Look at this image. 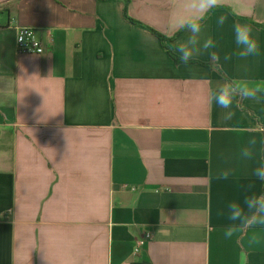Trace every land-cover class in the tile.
<instances>
[{
	"label": "crops",
	"instance_id": "obj_1",
	"mask_svg": "<svg viewBox=\"0 0 264 264\" xmlns=\"http://www.w3.org/2000/svg\"><path fill=\"white\" fill-rule=\"evenodd\" d=\"M195 15L190 0H0V264H264V226L224 234L228 205L264 194V0H219L178 63L156 32L179 56ZM235 23L258 55H235ZM18 27L44 51L20 52ZM237 83L261 91L221 109Z\"/></svg>",
	"mask_w": 264,
	"mask_h": 264
},
{
	"label": "clouds",
	"instance_id": "obj_2",
	"mask_svg": "<svg viewBox=\"0 0 264 264\" xmlns=\"http://www.w3.org/2000/svg\"><path fill=\"white\" fill-rule=\"evenodd\" d=\"M219 6V0H190V7L196 13L194 17L180 18L178 20V30L186 29L191 35L188 37L186 43L174 45L176 51L179 53L178 59L181 63H189L194 56V53H199V49H193L190 45L199 43L197 37L201 33L202 26L200 21L214 8ZM226 17H219L217 23L223 26ZM235 45L238 51L235 53L240 58L255 56L259 54L257 41L253 38L251 28L247 25L235 23L232 27ZM22 39L23 37H18ZM172 37H169L171 39ZM217 44L211 37L203 41L202 48L208 52L210 59L213 62H219L220 54L215 51ZM212 50V51H209ZM232 53L225 54V61L232 59ZM261 91V87L249 86L247 83H237L224 85L218 88L212 99L215 104L221 109H230L233 106L234 98L237 94L244 99H256L257 93ZM233 113L228 112L225 119H231ZM250 143H255L254 140ZM243 156L251 158V152L247 149L243 150ZM253 175L259 180L264 181V166H259L253 170ZM229 173L224 171L217 176V179H228ZM228 219L233 223L225 229V237L231 238L237 233H247L249 229H257L264 226V194L246 196L244 204L232 202L228 205ZM238 222V223H236ZM260 235L253 232L250 237V244L260 243Z\"/></svg>",
	"mask_w": 264,
	"mask_h": 264
},
{
	"label": "built area",
	"instance_id": "obj_3",
	"mask_svg": "<svg viewBox=\"0 0 264 264\" xmlns=\"http://www.w3.org/2000/svg\"><path fill=\"white\" fill-rule=\"evenodd\" d=\"M18 37H23L19 39ZM17 48L22 53H36L40 54L44 51V48L39 45L36 32L30 27H18L16 36ZM152 234L147 232L144 237L137 241L135 252H139L143 246V243L148 238H151Z\"/></svg>",
	"mask_w": 264,
	"mask_h": 264
},
{
	"label": "trees",
	"instance_id": "obj_4",
	"mask_svg": "<svg viewBox=\"0 0 264 264\" xmlns=\"http://www.w3.org/2000/svg\"><path fill=\"white\" fill-rule=\"evenodd\" d=\"M156 34L159 36V38L161 39V41L163 42V44H164L165 47L167 48L169 54L174 58V60H175L176 62H178V63H181L180 60L178 59V56H177L176 54H174V53L170 50L169 46L166 44L165 37H164L162 34H160V33H157V32H156ZM191 62H196V61H190L189 63H191ZM198 63H200V62H198ZM209 66L214 67V64H213V63H209Z\"/></svg>",
	"mask_w": 264,
	"mask_h": 264
}]
</instances>
